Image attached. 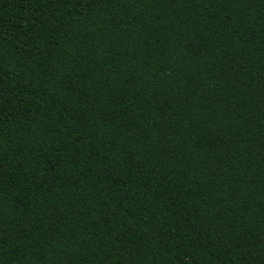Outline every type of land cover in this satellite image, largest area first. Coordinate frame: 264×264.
Masks as SVG:
<instances>
[{
	"label": "trees",
	"instance_id": "trees-1",
	"mask_svg": "<svg viewBox=\"0 0 264 264\" xmlns=\"http://www.w3.org/2000/svg\"><path fill=\"white\" fill-rule=\"evenodd\" d=\"M0 264H264V0H0Z\"/></svg>",
	"mask_w": 264,
	"mask_h": 264
}]
</instances>
